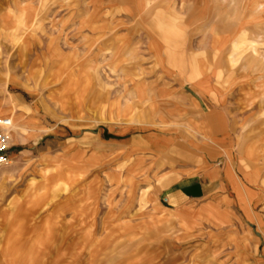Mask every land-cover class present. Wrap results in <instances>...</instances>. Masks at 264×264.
Masks as SVG:
<instances>
[{"label":"rangeland","instance_id":"rangeland-1","mask_svg":"<svg viewBox=\"0 0 264 264\" xmlns=\"http://www.w3.org/2000/svg\"><path fill=\"white\" fill-rule=\"evenodd\" d=\"M149 3L0 0V264H264V0Z\"/></svg>","mask_w":264,"mask_h":264},{"label":"crops","instance_id":"crops-1","mask_svg":"<svg viewBox=\"0 0 264 264\" xmlns=\"http://www.w3.org/2000/svg\"><path fill=\"white\" fill-rule=\"evenodd\" d=\"M140 1L144 8L153 6V4L149 3V0ZM30 9L31 13L33 14V8L31 7ZM200 180L201 177L199 174H194L192 176H183L178 179V181H176L175 184L171 186L172 188H168L166 189V191H164L166 204L170 207L177 206L178 204H185L186 201H188L191 193L194 192V190L196 189L195 187L200 184ZM201 212L208 213L210 216L213 217V219H216L218 221L221 220L220 214L213 207L202 209L199 214Z\"/></svg>","mask_w":264,"mask_h":264},{"label":"built area","instance_id":"built-area-1","mask_svg":"<svg viewBox=\"0 0 264 264\" xmlns=\"http://www.w3.org/2000/svg\"><path fill=\"white\" fill-rule=\"evenodd\" d=\"M11 123L7 117H0V167L10 160L9 150L13 146Z\"/></svg>","mask_w":264,"mask_h":264},{"label":"bare ground","instance_id":"bare-ground-1","mask_svg":"<svg viewBox=\"0 0 264 264\" xmlns=\"http://www.w3.org/2000/svg\"><path fill=\"white\" fill-rule=\"evenodd\" d=\"M8 119L10 120V123H11V128H12V126H13V125H12L11 119H10V118H8Z\"/></svg>","mask_w":264,"mask_h":264}]
</instances>
